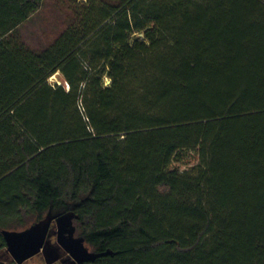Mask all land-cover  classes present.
<instances>
[{"label":"trees","instance_id":"trees-1","mask_svg":"<svg viewBox=\"0 0 264 264\" xmlns=\"http://www.w3.org/2000/svg\"><path fill=\"white\" fill-rule=\"evenodd\" d=\"M43 1L0 0V241L51 208L82 264H264V0H66L33 48Z\"/></svg>","mask_w":264,"mask_h":264},{"label":"water","instance_id":"water-1","mask_svg":"<svg viewBox=\"0 0 264 264\" xmlns=\"http://www.w3.org/2000/svg\"><path fill=\"white\" fill-rule=\"evenodd\" d=\"M72 213H53L51 208L39 221L22 230H3L7 250L17 264L38 253L45 241L46 233L52 220L57 225V245L63 248L74 264L92 262L97 257L112 254L110 250L95 253L90 251L81 237L75 236Z\"/></svg>","mask_w":264,"mask_h":264},{"label":"rangeland","instance_id":"rangeland-1","mask_svg":"<svg viewBox=\"0 0 264 264\" xmlns=\"http://www.w3.org/2000/svg\"><path fill=\"white\" fill-rule=\"evenodd\" d=\"M69 17L70 10L68 9L66 0H44L38 12L18 27V34L22 40L33 48L46 46L50 44L65 28ZM48 81L51 84L63 83L62 78L58 73L51 76ZM109 83L110 80L106 78L104 84L107 85ZM197 165L198 156L196 152L185 150L178 154V158L173 161L170 169H176L179 172H183L189 171ZM31 224L32 222H28L27 225L30 226ZM17 230H22V228ZM24 264L45 263L43 258L36 256Z\"/></svg>","mask_w":264,"mask_h":264},{"label":"flooded vegetation","instance_id":"flooded-vegetation-1","mask_svg":"<svg viewBox=\"0 0 264 264\" xmlns=\"http://www.w3.org/2000/svg\"><path fill=\"white\" fill-rule=\"evenodd\" d=\"M57 230L58 229L56 221L54 219L49 225L45 241L41 250L20 264H24L25 262L36 256H40L41 258H43L45 264H74L69 254L63 248L57 245ZM0 264H17L9 253V251L7 250L4 237L3 241H0Z\"/></svg>","mask_w":264,"mask_h":264}]
</instances>
